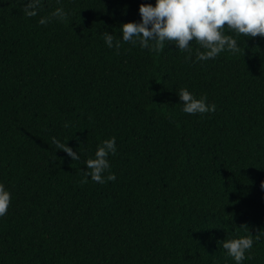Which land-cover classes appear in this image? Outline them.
<instances>
[{
    "label": "trees",
    "instance_id": "trees-1",
    "mask_svg": "<svg viewBox=\"0 0 264 264\" xmlns=\"http://www.w3.org/2000/svg\"><path fill=\"white\" fill-rule=\"evenodd\" d=\"M24 3L0 0V264H235L222 242L250 235L242 264H264V38L225 31L239 51L197 62L196 43L122 41L155 0ZM182 88L215 111L185 114ZM112 137L116 180L96 183L86 161Z\"/></svg>",
    "mask_w": 264,
    "mask_h": 264
},
{
    "label": "clouds",
    "instance_id": "clouds-1",
    "mask_svg": "<svg viewBox=\"0 0 264 264\" xmlns=\"http://www.w3.org/2000/svg\"><path fill=\"white\" fill-rule=\"evenodd\" d=\"M42 2L43 0H25L24 14L28 17L37 16ZM139 15L140 22H129L120 27L124 43H139L142 49L153 53L162 51L166 43L173 44L181 53H188L186 59L192 58L191 44L196 43L199 45V49L194 53L197 62L215 59L224 51L233 54L239 51L237 40L231 35H225V31L237 36L264 38V0H155V6L141 4ZM67 18L68 14L64 9L57 8L50 17L42 18L40 23L47 24L52 19L64 22ZM104 40L107 47L114 46L113 35L106 32ZM120 43L121 41L115 42L117 49ZM177 96L185 114L203 115L215 111V105L209 104L206 96L198 99L186 88L180 89ZM52 142L72 161L80 159L77 152L55 137ZM116 152L115 137L104 140L97 147L94 158L86 161L85 176L100 184L115 181V174L109 171L108 157ZM105 172H109L106 177ZM84 182H87V179ZM261 187L264 188V183ZM10 202L11 193L0 184V217L7 214ZM250 236L222 242L227 256L231 257L235 264H242L249 258L246 253L250 252L254 245Z\"/></svg>",
    "mask_w": 264,
    "mask_h": 264
}]
</instances>
